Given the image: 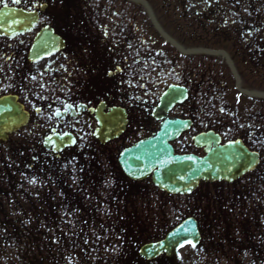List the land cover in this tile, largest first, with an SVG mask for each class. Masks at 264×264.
<instances>
[{"label":"rangeland","instance_id":"1","mask_svg":"<svg viewBox=\"0 0 264 264\" xmlns=\"http://www.w3.org/2000/svg\"><path fill=\"white\" fill-rule=\"evenodd\" d=\"M139 8L140 7L136 6V23L139 25L143 24L149 27L152 33L158 34L157 32H155V27L150 25L151 21L147 17V15H145V12L141 9L139 10ZM154 12L157 17V20L160 17L163 19V21L165 20L161 11L154 10ZM165 26H167L170 32H173L174 29L173 24L169 23L167 25L165 24ZM169 45L170 44L165 40L161 41L160 43V46L162 47L163 50H166V48ZM142 49L143 47H139V50L136 52V57L137 56L142 57L145 55L146 52L143 51ZM228 52L230 53L229 50ZM151 66H152V62H150V64H148L146 68H141L140 70V73L144 74V78L147 81L151 80L150 75L153 76V72L151 71ZM251 84L252 85L249 86H251L254 90H258V91L263 90L261 85H258L257 83L254 84L251 83ZM148 90L150 91L151 88H148ZM150 100H152V96L150 97ZM17 138L18 135L17 136L15 135L13 137V141L16 140ZM19 138H21V136ZM10 146H12L11 142H9L8 144L0 143V156H1L0 166H2L3 168L2 176L6 174V180H7L6 182L7 185H5L4 188L6 189L7 192L11 193V197L9 199L6 200L1 199L2 200L1 204L3 207L1 210H5V215L3 213V218H5V220H2V218H0V225L2 224L3 221H5L6 223L10 224V226H13L14 231H11V234L16 239V241H20V242L16 244V248H5L4 250L5 256L2 255L1 252L2 245H0V260H4L7 258L10 259L11 262L12 263L14 262L15 264V262H17L18 260L17 257H20L21 254L22 255L25 254L26 256L29 257L30 252L32 251H34L35 253L38 252L37 260L39 259L44 260L43 258L45 254L48 252V249L51 248L48 243L40 242L46 239L43 237H39L36 240V245H38L39 247H34L35 246L34 245L29 250L24 244H27L30 241L27 239L26 235L22 234L21 229L18 227L20 225H29L27 229L28 228L34 229V226L36 225L34 224L36 222L35 217L30 216V213L26 211L27 209L30 208L28 206H25L26 204L25 201H27L26 199L34 198V196L30 194L32 193L38 195L41 203H43L44 201L43 197H45L44 196L45 193H43V191L45 190V186H46L44 185V183L48 180L47 173L50 171H52L51 172L52 174L50 176L54 175L55 173L62 174L66 171H70L71 174L74 176V178H76L75 184H77L78 177L75 174V171H77L82 165L88 167L97 164L96 162H94V164L93 162L90 163V161L92 160L91 156L99 157L98 160H100L101 165H103L104 167V170L108 172L112 167L107 162H105L106 160H108L106 158V153L108 149L99 148V147L95 148L92 143H89L87 146L86 145L80 146L79 149L76 151V153L65 158V160L61 165H54V164L46 165V166L41 165L42 166L41 167L38 166L37 163H35L36 162L35 161L34 165H32L31 163L32 166L29 167L28 165H26V163L24 162L21 163L20 154L19 156L17 154L14 155L16 151H12V149H10ZM23 183H26V185L24 188H21V184ZM10 187L11 188L19 187L20 193L16 194V191H13ZM140 191H141V196L136 197V205H133L134 206L133 209H136L135 220L136 222H139V225H144V221H142V219L145 220L149 217L148 221H150L149 223H151V226L156 227L157 226L156 222L164 224L162 221L166 219V217H163L165 214L167 216L174 217L177 216L179 212L181 213L184 209L181 201L162 200L160 197L163 196V194H161V192H159L158 190L157 191L154 190L153 187L147 188L145 185H141ZM101 194H102V190L99 189L98 191H96V193L92 195V197H90L89 207L87 209V212H85V214L82 215L70 214L67 217L69 220H72L74 223L71 224L72 228L69 229L68 233L63 232L61 234L65 237L68 236L67 237L68 239L65 242V246L70 248L60 247L59 248L61 250L60 255L57 254L55 249L51 248L53 253H51L52 257L47 256V259L49 260L47 264H58V263L59 264H104L103 259L100 258V255L102 253H98V250L95 249L94 247H92L91 250L89 251L90 253L89 255L85 254V252L87 251L86 246H88L87 242H90V236L93 235V233H90L91 229L86 230L84 233H81L82 231H84L86 226L89 227L91 226L92 222L96 219L95 215L101 214V211L111 213L112 210L114 209L110 206L103 205L100 202L99 196ZM137 199H139L140 201L138 202ZM118 206H121V204H119ZM125 208L126 207H124V210H130ZM38 229H40V225H38ZM7 230L9 229L6 228L4 230L0 229V240H7V238L11 237V234L6 232ZM8 245L13 247L15 243L10 242ZM18 245H21L22 247L19 248V250L17 251L16 249ZM188 249L189 246H185L180 250V256L177 261L178 264H184V262H186L187 258L185 252L189 251ZM67 251L69 252L70 255L69 259L68 257H66V255L68 254ZM118 252H119L118 249L115 250V254H117ZM189 252L190 254H192L191 251ZM212 254L213 253H211V255ZM39 257H43V258H39ZM231 263L232 261L228 259H222L221 261V264H231Z\"/></svg>","mask_w":264,"mask_h":264},{"label":"water","instance_id":"2","mask_svg":"<svg viewBox=\"0 0 264 264\" xmlns=\"http://www.w3.org/2000/svg\"><path fill=\"white\" fill-rule=\"evenodd\" d=\"M178 94L179 93L174 89L168 91V94L165 95L164 109H166V107L171 104V101L174 100V97ZM5 111H6V109L3 106L0 107V122L2 125H4V127L1 129V132H0V135L2 137H4L5 131L10 130L9 128H12L17 124V123L11 124L9 121L4 119L2 114H5ZM9 125H11V126L9 127ZM233 146H235V145L230 144L228 146H225V147H222V148H219L217 150L212 151L210 153V155L204 159V161L206 163L210 164V166L212 168L211 170H214V169H218L216 167L217 159H221L223 157L224 160H227V156H226L227 153L232 155L235 158H241L243 156V153H244L246 155L245 157L248 158V153L245 150L241 149L243 152H241V151L237 152L233 148ZM157 148H158V146H157ZM136 152H133L132 154H130L128 156V158L127 157L123 158L124 160L127 161V165L137 167L140 170H146L145 172H148L149 170H151L154 167H162V173L164 174L165 182L166 181L169 182V184H167L165 186H166V189H168L170 191H179V189L176 187L186 184L185 183L186 182L185 181L186 175H187L188 171L190 173V170H192L193 167L195 166V163L192 160H188L185 162H179V164H175L174 166L167 164L165 161L161 160L159 157H157V156L154 157V155L156 154L155 153L156 149H155V146L153 145V143H150V142L145 144L144 152H141V154H137V158L134 157ZM235 166L237 169H234L232 167V175H236L238 173L240 174V172L244 169L245 161L243 162V165L240 164V162L238 161L235 163ZM207 170H209V169H207ZM189 173L187 175V182L189 180ZM206 175L209 176V173L204 174V176H206ZM182 231H180V233L177 234V236L174 235V233H172L170 235L171 239H169L165 242V247H163V248L162 247H156L154 249L157 251H165L166 249H168L169 243L171 241H177L178 243H182V242L186 241L188 239V237H190L189 238L190 240L198 238V236H196L195 233L194 234L191 233L193 231H190L189 227L185 229V234H183ZM175 236H176V238L172 239ZM169 249H173V247L170 246Z\"/></svg>","mask_w":264,"mask_h":264},{"label":"flooded vegetation","instance_id":"3","mask_svg":"<svg viewBox=\"0 0 264 264\" xmlns=\"http://www.w3.org/2000/svg\"><path fill=\"white\" fill-rule=\"evenodd\" d=\"M51 1L52 0H0V10L3 8H12V7L23 8L28 11H38V13L40 12V10H43L41 15L39 13V21H40L39 24H49L50 23L54 25L56 31L60 33L57 25H55L54 22L50 20L48 16L49 15L54 16V14L57 13V10L52 11L53 6L57 8L58 5L60 4L63 9L68 7L69 11H71L72 8L71 6L65 5V4H69L68 2L62 3L59 1H54V2H51ZM12 55H13V50L11 49L10 45H8L6 42H3L2 44H0V56L7 57V59H10ZM69 101L71 102L72 99H70ZM69 101L66 99V101L62 105V108H64L65 104ZM35 112L37 115H40L41 112H43V110L38 108L37 110H35ZM77 119H83V117L81 118L78 117ZM74 121L75 119H73L72 117H69L68 115L66 116L65 120L57 119L54 121L53 130H58L61 132L69 131L71 133L75 132L81 137L82 135L76 129V124L74 123Z\"/></svg>","mask_w":264,"mask_h":264},{"label":"snow or ice","instance_id":"4","mask_svg":"<svg viewBox=\"0 0 264 264\" xmlns=\"http://www.w3.org/2000/svg\"><path fill=\"white\" fill-rule=\"evenodd\" d=\"M59 114H60L59 111H57V112H56V115H59ZM189 159H191V158H189ZM188 190L190 191L191 189H188ZM181 227L183 228V226H181ZM177 234H179V230L177 231V233H174V235H177ZM160 243H161V246L163 247V242H160ZM181 246H183V245H181ZM152 247L154 248V247H156V246L153 245Z\"/></svg>","mask_w":264,"mask_h":264}]
</instances>
